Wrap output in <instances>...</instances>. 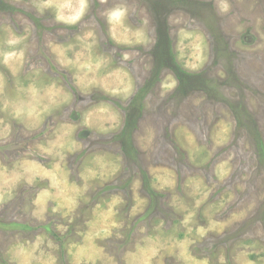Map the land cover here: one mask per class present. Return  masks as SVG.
Segmentation results:
<instances>
[{"label": "rangeland", "instance_id": "1", "mask_svg": "<svg viewBox=\"0 0 264 264\" xmlns=\"http://www.w3.org/2000/svg\"><path fill=\"white\" fill-rule=\"evenodd\" d=\"M42 3L0 0V264H264V0Z\"/></svg>", "mask_w": 264, "mask_h": 264}, {"label": "clouds", "instance_id": "2", "mask_svg": "<svg viewBox=\"0 0 264 264\" xmlns=\"http://www.w3.org/2000/svg\"><path fill=\"white\" fill-rule=\"evenodd\" d=\"M88 0H43L40 5L41 10L43 9H54L55 20L59 23L66 25H75L85 15L88 10ZM219 10L222 13H226L229 10V4L227 0H219ZM127 15V8L124 6H117L107 12L108 23H119ZM19 41L16 39L9 40L7 43L9 46L17 44ZM16 53L5 52L3 53V59L7 62L10 58L15 56Z\"/></svg>", "mask_w": 264, "mask_h": 264}]
</instances>
